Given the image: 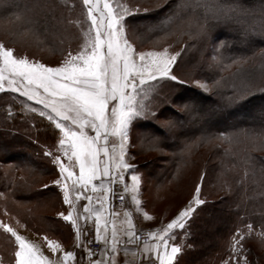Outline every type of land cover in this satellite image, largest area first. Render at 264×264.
Listing matches in <instances>:
<instances>
[{"label": "snow or ice", "instance_id": "1", "mask_svg": "<svg viewBox=\"0 0 264 264\" xmlns=\"http://www.w3.org/2000/svg\"><path fill=\"white\" fill-rule=\"evenodd\" d=\"M66 4L67 0H30L24 10L33 15L26 16V21L33 24L36 22L34 17L39 16L54 20L57 8ZM81 5L85 20L67 22L78 27L82 42L75 54L69 50L57 66L15 55L13 48L0 42V92L7 90L20 93L29 101L43 105L39 115L46 116L54 125V131L59 130V150L68 161L65 163L61 155L53 156L50 151L45 152L46 156H53V162L58 166V177L50 183L59 187L63 203L70 209L67 214L60 212L57 215L63 221L70 222L78 242L81 241L82 233L80 220L86 222L94 216V240L103 243L104 247L100 250L101 258L92 259L97 253L81 242L89 264H116V254L121 251L118 245L138 242V237L130 213L125 212L127 228L118 229L114 219L117 214L108 211L106 205L109 203V194L115 196L111 185L117 181L122 183L124 193L131 192L132 201L139 208V174L133 171L131 185L124 183V171L135 168L125 160L130 134L136 120L156 115L150 95L157 92L160 81L166 79L183 83L172 72L180 52L170 53L167 47L161 51L136 50L128 38L126 18L147 11L139 5H129L121 0H81ZM0 6L5 11L19 7L11 0H0ZM197 10V37H207L213 29L224 26L236 31L242 42H254L257 38L264 40V0H259L254 6H248L245 0H192L176 3L165 23L180 19L185 12ZM225 44L226 41H219L214 50L219 52ZM196 83L205 92L209 90L206 83ZM252 90V85H245L243 91L229 100H242ZM256 90L264 91V88ZM183 108L188 115H197L194 105L186 103ZM32 111L37 109L33 108ZM259 112L264 123V106ZM177 123L178 120L170 117L166 126L159 127L161 131H166L174 128ZM259 138L264 139V129ZM154 140L158 142L159 137L154 136ZM106 177L110 178L107 183L103 179ZM47 187L49 185H42V188ZM89 191L103 194L95 197L99 208L93 206V196L88 194ZM200 192L201 185L198 183L192 200L174 219L145 233L156 242L150 244L144 241L142 248L131 250L135 259H127L130 250L125 246L122 249L126 257L123 264H140L142 258L146 259V264H179L178 254L185 245L183 242H169L174 241L177 235L174 229L185 230L184 236L189 235L186 221L192 215L194 206L205 203L200 198ZM81 197L88 203L83 205V213H78L76 204ZM120 199L124 200L123 194ZM143 215L147 220L153 219L147 212ZM0 228L14 238L15 264H69L75 259L73 251H65L61 243L48 236H44L43 240L51 253H62L59 258L45 255L39 244L20 235L9 224L0 222ZM244 228L246 231L237 228L231 237L230 250L233 255L229 259L235 261V264H249L246 256L241 253L247 251L243 242L253 234V226L248 223ZM121 231L127 237L126 241L119 239ZM257 235L264 236V233ZM0 264H3L2 260ZM223 264H228V261Z\"/></svg>", "mask_w": 264, "mask_h": 264}, {"label": "rangeland", "instance_id": "2", "mask_svg": "<svg viewBox=\"0 0 264 264\" xmlns=\"http://www.w3.org/2000/svg\"><path fill=\"white\" fill-rule=\"evenodd\" d=\"M121 2L147 9V11L132 15L136 16L153 13L160 7L169 10L175 0H121ZM28 3L30 0H24L22 7L19 8H22V11L19 12L11 9L5 11L4 7L0 6V42L6 47L13 48L15 55L27 56L29 59L46 65L57 66L69 50L75 54L82 42L78 27L67 22L77 19L85 20L81 0H67L66 5L60 6L59 9L64 12V16L57 28L42 24L37 20L38 17H34L35 23H27L26 16L33 15L24 10L25 4ZM74 3L77 8H74ZM251 5H256L254 0H251ZM132 16L126 18V30L136 50L161 51L167 47L170 53L180 52L172 68L173 74L177 75L183 83L207 94L211 100L218 98L219 105L207 104L206 100L190 93H185L183 97L178 98L175 96L177 88L180 87L178 82L168 80L165 85L159 87L158 92L150 95V100H153L154 96L159 99L157 103H151L152 107L157 105L159 115L168 116L170 106H174L179 112L186 111V120H178L177 129L181 128L187 132V129L194 127L202 134L186 140L185 138H170L169 142L172 146L182 145V156L168 172L167 167L173 162L174 153L160 147L159 142L155 140L145 139L142 127L135 121L125 156L127 163L135 168L124 171V183L130 186L133 171L139 174L138 194H142V205L153 217L150 221L154 225L158 223L159 228L174 219L188 205L199 183L201 185L200 198L205 203L194 206L192 215L186 221V227L189 228L190 222L197 217L198 212H204L205 205L211 200L219 199V207L227 211L219 215L226 220L229 217L231 223L227 228L219 227V235L215 240L219 247L217 264H223L224 261H228V264H235V261L229 259L233 255L230 250L231 237L237 228L246 231L244 225L248 223L253 226V234L243 242L247 251L241 255L246 256L249 264H264V236L257 235V233H264V227H262L264 224V139L259 138L261 130L264 129L259 112L264 106V99L253 98V102L258 104V107L251 115L240 110L234 111L237 113H230L227 111L228 107L236 106L239 100L230 102L231 96L227 97L223 94L225 89L230 91L234 89L230 92L234 97L244 90L245 85L249 84L253 86V90L248 92L243 99L253 94H264V91L256 90L264 88V67H262L264 48L232 60H222L218 52L214 50V47L218 46L215 37L217 28L213 29L207 37H197L195 32L198 15L195 13L182 15L180 19H175L166 32L156 35H146L138 30V25L133 23ZM144 26L147 27V24ZM247 44L240 42L239 46L245 49ZM205 67L210 70L217 67L219 70H214L212 74H209L205 71ZM227 76L228 80H226ZM197 81L206 83L209 90L205 92L198 86ZM15 94L25 100L27 98L20 93ZM27 102L28 105L25 107L35 108L38 113L39 110H43V105L38 107L29 100ZM185 103L194 105L195 111L199 110L198 114L188 115L187 110L182 108ZM219 112L231 118L229 120L231 124H229L235 127L234 134L227 136L207 131L209 123L222 124L223 121L213 117ZM159 115L151 117L160 126H166L168 120L161 119ZM236 121H249L256 127L240 131L237 130ZM28 133L26 131L22 136L28 139ZM161 133L170 135L169 130ZM56 138L54 137L49 151L53 156L61 155L62 158L63 154L59 150ZM53 156L50 157L53 169L49 173H41L28 166H18L16 157L9 158L0 153V193L3 194L0 195V222L35 229L40 224L52 222V216L56 212L67 208L61 203L56 185L50 183L58 177V166L53 162ZM109 179L107 178L105 182L107 183ZM93 183H99V181ZM45 184L49 185L48 189L42 188ZM111 188L115 193L114 198L124 195L123 203L116 200L112 202V206L118 208L126 205L127 195L132 193H124V185L119 181L112 184ZM206 220L219 223V219L213 215H209ZM213 228L209 227L210 231L215 232ZM182 231L173 230L177 234L175 237L184 244L187 236H184ZM0 237L1 241L8 243V238L2 236L1 232ZM208 254L210 255L207 259L196 264L216 262L212 253L208 252Z\"/></svg>", "mask_w": 264, "mask_h": 264}, {"label": "trees", "instance_id": "3", "mask_svg": "<svg viewBox=\"0 0 264 264\" xmlns=\"http://www.w3.org/2000/svg\"><path fill=\"white\" fill-rule=\"evenodd\" d=\"M255 4L259 2V0H254ZM12 3L19 5V7H12L10 8L12 11L19 12L22 11V8L19 9L21 4L24 3V0H11ZM182 2H192V0H175L174 4L169 10L162 9L161 7L157 9L153 13H144L141 15L132 16L133 17V23H137V29L142 31L146 35H156L160 33L166 32L170 28V26L174 23L175 19H172L170 22L165 23L166 18L171 14V11L173 8H175L176 3H182ZM250 2V3H249ZM245 3L248 6L251 5V0H245ZM77 5L74 3V8ZM61 7H58L55 13V19L54 20H46L43 16H39L37 19L39 22L47 26L52 25L53 27H58L60 25V21L63 19L64 12H61L59 9ZM19 9V10H18ZM188 13H195L196 15H199V10L196 12H185L182 15L188 14ZM37 18V17H36ZM49 22V24H48ZM144 24H147V27H143ZM228 31L225 33L224 31ZM216 39L217 41L224 40L226 41V44L223 48L219 49L218 55L222 58V60H232L236 57H240L243 55H249V53L256 52L259 49L264 48V40H261L259 38L255 39L254 42H249L247 44V47L245 49H242L241 46H239V43L242 42L240 39L238 33L230 28L221 26L217 27L216 31ZM228 41V42H227ZM227 43L229 46L227 47ZM193 61V60H191ZM218 71L217 67H214L213 70L207 69L205 67V71L207 73L212 74L213 71ZM229 77H226V80H228ZM168 80H162L157 85V92L159 91V87H162L166 84ZM233 87V86H232ZM181 88V89H179ZM177 88L175 96L178 98L183 97V95L186 93H190L195 95L196 97H199L201 99L206 100L207 104L214 103L215 105H219V99H210V97L197 90L196 88H193L185 83H180V87ZM235 88V87H233ZM234 89L231 91L228 89L224 90L225 96H231L230 92H233ZM237 91V90H236ZM253 98L256 100H263L264 94H253V96L248 97L247 99H242L237 102V105H233L228 107L227 111L230 113H237L234 111H243L247 113V115H251L253 112L257 110L258 104L253 102ZM154 96L153 100H151V103H157L159 99ZM28 101V99L26 98ZM23 99L21 96L16 95L14 92H0V153L4 154V156H7L9 158L16 157V163L18 166H28L32 168L33 170H36L38 172H45L49 173L53 166L51 165V156H46L45 152L49 151L51 148V144L54 141V137L56 138L57 135V141L59 136V130L54 131V126L47 120V118L44 116H40L37 111L33 112V108L25 107V105H28L27 101ZM38 107L40 104H38L36 101H30ZM162 102V101H160ZM185 102V101H184ZM163 103V102H162ZM186 104V103H185ZM41 107V106H40ZM183 108V106H182ZM238 108V109H237ZM157 105L153 106V110L155 111L156 115H159V109H157ZM170 114L168 116H163L162 114L159 115L161 119H167L174 118L175 120H186V111H177V109L174 106H170ZM198 111H195V113L198 114ZM177 113H179V116H177ZM209 114V113H208ZM216 120L223 121L222 124H207V131L210 133H222L223 135H232L236 131L235 127L230 126L229 120L231 118H228L227 115H224L222 112H219L217 114H214L213 116ZM141 120V121H140ZM203 121V117H202ZM137 123H139L140 127H142L143 135L145 139L148 140H154V136L159 137V145L162 146L165 149H168L169 151H172L174 153L173 156V162L171 165L167 167L168 172L173 169L175 166V163L178 162L182 156V145L181 146H172L170 144V138H178V139H189L193 138L196 135H201V131L197 130L194 127H191L189 129L183 130V129H177V124L174 128H171L170 135H163L161 132V127L158 123H156L151 116H146L143 119L136 120ZM237 122V130L243 131L244 129H249L256 127L254 123H250L249 121H236ZM230 123V124H229ZM231 127V128H230ZM183 128V127H182ZM23 131V132H22ZM29 132L28 139L24 138L22 135L25 134V132ZM239 131V132H240ZM23 133V134H22ZM162 134V135H161ZM189 135V136H188ZM48 143V144H47ZM40 145V147H39ZM28 160V161H27ZM8 187V186H7ZM49 188V187H48ZM47 188V189H48ZM57 191L60 193L58 187L56 186ZM43 194V193H42ZM61 199V194H60ZM243 209V208H242ZM226 209L219 207V199L218 200H211L207 205L204 207V212H198L197 217L193 219L190 222L189 228L186 227L187 232L189 235H187L184 243L183 251L179 254L178 260L179 264H196L201 263L202 260H205V258H208V252L212 253L213 259L216 262H213L214 264H217V261L219 259V247L215 243V240L218 238L219 235V227L225 226L227 228L231 221H229V217L226 218L220 217L223 213H226ZM220 214V215H219ZM209 215L216 216L217 219H219V223L217 221L208 222L206 219ZM55 217L52 216V223L55 224ZM204 221V222H203ZM201 222V223H200ZM203 222V223H202ZM215 229L213 228V226ZM209 227L213 228L215 232L210 231ZM1 231L2 228H0ZM185 230L182 232L184 233ZM178 244L181 242L179 239H177ZM212 263V264H213ZM175 264V263H174Z\"/></svg>", "mask_w": 264, "mask_h": 264}, {"label": "crops", "instance_id": "4", "mask_svg": "<svg viewBox=\"0 0 264 264\" xmlns=\"http://www.w3.org/2000/svg\"><path fill=\"white\" fill-rule=\"evenodd\" d=\"M62 160H64L65 163H68L65 157H62ZM104 179H105L104 181L107 180V178H104ZM59 191L61 194V203L64 207H67V208L65 210L61 209L58 212H56V214L53 215L57 223L53 224L52 222H46L44 224H40L35 229L30 228V227H17L9 223L7 224L15 228L16 231L20 235H23L29 240L34 241L35 243L39 244L42 250L44 251L45 255H48L51 258H59L62 255V253H56V254L51 253L50 250L47 248L46 243L43 240L44 236H48L49 239H54L58 241L59 243H61L65 251H73L75 253V259L69 262V264H89L87 253L84 251V247L81 246V242H83V245H86L87 248H92V242L95 241L94 240L95 217L94 216L90 217L86 222L84 220H80V223L82 225V233H81V241L78 242L76 240L75 230L72 228L70 222L63 221V219L57 215L60 212H64L65 214H67V212L70 210L69 206L63 203L62 192L60 189ZM88 194L93 196V202H92L93 206H95L96 208H99L100 205L96 203L95 197L101 196L103 194L99 192L93 193L91 191H89ZM138 199L140 200L139 208L132 201V194L127 195L126 205H124L123 207L117 208L116 206H112V202H111L110 195H109V203L108 205H106V207H108V211L114 214H117L114 216V219L116 221V226L118 229L127 228V224L125 221V212L130 213L132 224L134 225L136 234L138 231L148 232L150 230H155L159 228L158 223L154 225L152 221L144 218L143 213L147 212V210L142 205V201H141L142 194H138ZM87 203L88 201L85 200L83 197H81V199L76 204V211L78 213H83V205ZM109 227H111V224L109 225ZM102 230H103V224H102ZM0 232L2 236H6L8 238V243H5L4 241H1V237H0V260H2L3 264H15L14 250H15L16 245L14 242V238H12L10 234L6 233L4 230L3 231L0 230ZM119 239L121 241L127 240V237L124 235L123 231L120 232ZM89 241H92V242L89 243ZM155 242L156 241L154 238H151V240L149 241L150 244L155 243ZM172 242H175L178 244L177 238L175 237L174 241H170L169 243H172ZM101 244L103 248L104 245L103 243ZM125 246L128 247L130 250L127 259L133 260L135 259V257L132 256L131 250L142 248L143 242L138 240V242L134 241L132 243H125V244L118 245L121 251H119L116 254V264H123L124 260L126 259V257L124 256L123 250H122ZM96 253L97 254L93 256L92 259L101 258L100 251ZM147 255L149 254H146V256ZM152 255L154 256V254ZM82 257L83 259H81ZM140 264H146V259L142 258L140 260Z\"/></svg>", "mask_w": 264, "mask_h": 264}, {"label": "built area", "instance_id": "5", "mask_svg": "<svg viewBox=\"0 0 264 264\" xmlns=\"http://www.w3.org/2000/svg\"><path fill=\"white\" fill-rule=\"evenodd\" d=\"M120 196H116V198H114L112 195H110L111 202H116V200H118L120 203H123L124 200L121 201ZM145 233H146V231H138L137 232V237H138L139 241H141V242L148 241L149 242L151 240V238L147 237L145 235ZM101 248H102V244L101 243H98L96 241L92 242V249H94L95 252H99L101 250Z\"/></svg>", "mask_w": 264, "mask_h": 264}]
</instances>
